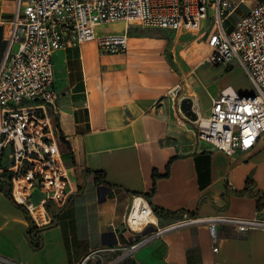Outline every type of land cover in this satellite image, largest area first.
<instances>
[{"label": "crops", "instance_id": "0c3cea01", "mask_svg": "<svg viewBox=\"0 0 264 264\" xmlns=\"http://www.w3.org/2000/svg\"><path fill=\"white\" fill-rule=\"evenodd\" d=\"M15 4L0 0V60L3 23ZM104 25L117 28L103 33ZM125 32V52H102L94 40L55 52L59 112L53 123L70 197L63 207L50 203L52 224L34 227L25 209L0 191V254L26 264H77L92 249L126 245L135 238L127 217L136 197L159 209L161 225L184 212L264 218V133L249 150L229 155L199 139L180 111L182 96L195 95L207 115L226 86L246 93L233 83L237 63L211 64L208 52L196 54L210 46L206 28L154 34L124 21L97 27L98 35ZM178 83L181 91L170 94ZM31 230L42 238L39 249L32 247ZM119 264H264V229L220 224L213 233L207 224L187 226Z\"/></svg>", "mask_w": 264, "mask_h": 264}, {"label": "built area", "instance_id": "2783aa9c", "mask_svg": "<svg viewBox=\"0 0 264 264\" xmlns=\"http://www.w3.org/2000/svg\"><path fill=\"white\" fill-rule=\"evenodd\" d=\"M245 1L16 0L14 14L3 23L6 47L0 60V187L7 184L11 197L25 209L34 227L52 224L50 203L63 207L71 192L53 123V116L59 112L54 54L92 40L102 52L127 51L128 32L98 35L100 24L124 21L148 29H208L207 41L213 51L206 62L237 63L254 90L240 93L226 86L213 99L207 115L194 95L192 110L197 118L185 116L196 125L199 139L229 155L247 151L257 143L264 133V0L252 6L231 29L225 27L227 17ZM14 43L19 44L16 52L12 51ZM180 91L178 83L170 94ZM132 208L127 223L135 238L126 245L92 249L77 264H119L141 247L187 226L207 224L213 233L220 224L241 232L264 229V218L259 216H193L188 212L165 225L146 220L134 227ZM0 264L26 263L0 254Z\"/></svg>", "mask_w": 264, "mask_h": 264}, {"label": "rangeland", "instance_id": "374dc122", "mask_svg": "<svg viewBox=\"0 0 264 264\" xmlns=\"http://www.w3.org/2000/svg\"><path fill=\"white\" fill-rule=\"evenodd\" d=\"M258 0H253L251 1H245L243 3H241L226 19L225 21V27L227 28V30L231 29L233 24L240 19L243 15H245L250 7H252L255 3H257ZM117 28L116 26H110V25H104L102 26V32H112ZM200 43V40H196L193 44H198ZM19 48V44L18 43H14V45L12 46V51L16 52ZM3 51V50H2ZM213 51V47L209 46V47H200L197 50L196 54H200L202 52H208V55ZM187 57L190 59L192 57L195 56L194 53H190L187 52L186 53ZM234 70L231 72V76L235 77V81L233 82L237 87L241 88L244 92L246 93H252L253 92V87L250 84V82L248 81L247 78H245L242 74V69L240 67L237 66V64H234ZM231 68V67H229ZM238 89V88H237ZM5 188L7 189L8 186H5Z\"/></svg>", "mask_w": 264, "mask_h": 264}, {"label": "bare ground", "instance_id": "6f19581e", "mask_svg": "<svg viewBox=\"0 0 264 264\" xmlns=\"http://www.w3.org/2000/svg\"><path fill=\"white\" fill-rule=\"evenodd\" d=\"M130 220L134 227H138L141 222L146 220L157 221V217L147 206L146 200L142 197H137L131 211Z\"/></svg>", "mask_w": 264, "mask_h": 264}, {"label": "trees", "instance_id": "16d2710c", "mask_svg": "<svg viewBox=\"0 0 264 264\" xmlns=\"http://www.w3.org/2000/svg\"><path fill=\"white\" fill-rule=\"evenodd\" d=\"M148 30H150V29H148ZM151 31H156V32H153L154 34H158V33L160 34L163 30L162 29H151ZM60 144H66V142L63 140V138L60 139ZM66 147L69 150V146L67 145ZM96 173L98 174V176L101 175L100 172H96ZM5 186H7V184H3L0 187V191H4L6 193V195L9 196L12 199V201L15 203V201L11 197L9 188L6 189ZM154 211L158 215H162L158 208H154ZM30 233H32V234H30L31 235L30 236V242L32 244V247L35 248V249H39L42 246V238H41V236L39 235V233L37 231L31 230Z\"/></svg>", "mask_w": 264, "mask_h": 264}, {"label": "water", "instance_id": "95a60500", "mask_svg": "<svg viewBox=\"0 0 264 264\" xmlns=\"http://www.w3.org/2000/svg\"><path fill=\"white\" fill-rule=\"evenodd\" d=\"M192 99L190 97H185L182 98V100L179 102L180 105V111L188 116L191 117L192 119H196L197 115L196 113L192 110Z\"/></svg>", "mask_w": 264, "mask_h": 264}]
</instances>
